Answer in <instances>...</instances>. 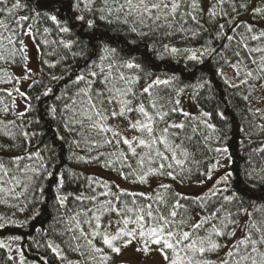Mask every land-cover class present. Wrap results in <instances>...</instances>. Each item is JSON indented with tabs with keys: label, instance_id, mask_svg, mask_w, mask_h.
Masks as SVG:
<instances>
[{
	"label": "snow or ice",
	"instance_id": "1",
	"mask_svg": "<svg viewBox=\"0 0 264 264\" xmlns=\"http://www.w3.org/2000/svg\"><path fill=\"white\" fill-rule=\"evenodd\" d=\"M0 85V264H264V0H0Z\"/></svg>",
	"mask_w": 264,
	"mask_h": 264
},
{
	"label": "trees",
	"instance_id": "2",
	"mask_svg": "<svg viewBox=\"0 0 264 264\" xmlns=\"http://www.w3.org/2000/svg\"><path fill=\"white\" fill-rule=\"evenodd\" d=\"M230 70L231 69H225V71L227 73ZM213 81H214V86L216 87V92L214 94L215 95V99L214 100H209L207 102V106L209 108H211V107H214L215 104L220 103L221 109L227 111V113L229 115V124L231 125V130L228 131V135L231 137V139L229 140V145L234 150V142H235V140L237 139V137L239 135L238 133L235 132L236 125L242 123L245 126V128H247L248 125L246 123V119L247 120H251L252 117L246 112L243 113V114H240L237 107H234V106H227L226 107L225 104L221 101V97L222 96L224 97L225 100H232V105H237L238 104L240 107H243V102L238 97L233 99V97L231 96V93L234 90H232L230 88H226V86L219 80V78H213ZM0 87H10V85H0ZM254 95H258V93H254ZM33 103L36 104L35 101H33ZM38 107H40L42 109L43 105H39ZM256 107H264V105H256ZM256 122L257 123H264V121H260L259 118H257ZM18 123H19V121H18ZM29 130H31V129H29ZM40 130L43 132V135L38 137L36 139L35 143H37V144H42L43 142L51 143L53 137H52V133L48 130V126L42 122ZM13 131L17 132L19 130L18 129H13ZM260 135H261V138H264V134H260ZM256 138H257L256 136H253V139H256ZM253 146H255V145H253ZM58 151H60V149H58ZM66 154H67V149L65 148L63 150V152H62L61 163L67 164V166L69 168H72V169H74L76 171H82L86 175H89V174L93 173V172H90L89 170H87V168L88 167H93V166H96V165L78 164L75 161H70V160L63 159V157ZM46 183H47V181H46ZM46 192H47V189H46ZM7 211H9V210L6 209L4 206L0 205V212H7ZM27 215H28L27 212H25L23 214L17 213V216L19 217L20 220L25 219ZM37 226H39V225H37ZM29 232H31V228H24V229L9 228V229H5V230H0V238H6L7 236L13 235V234H24V233H29ZM29 247H31V245H29ZM26 255L28 257V260L32 261L33 259H35L37 257V252L35 250H33V251H30V252H27ZM39 255H43V249L40 250Z\"/></svg>",
	"mask_w": 264,
	"mask_h": 264
},
{
	"label": "rangeland",
	"instance_id": "3",
	"mask_svg": "<svg viewBox=\"0 0 264 264\" xmlns=\"http://www.w3.org/2000/svg\"><path fill=\"white\" fill-rule=\"evenodd\" d=\"M29 55L30 56L33 55V52L31 50L29 52ZM38 62L39 61L36 60V61H34V64H38ZM228 73H229V75H231V70ZM22 87L26 88L27 86L25 84ZM17 102H18V104H21L22 105V101L18 100ZM87 170H89L90 172H96L98 174H102L105 177H107L109 175L108 170L99 169L98 166L88 167ZM112 176L114 177L115 174L112 173ZM133 255L134 254L131 252V250H127L124 253L123 259H125L126 261H128L130 259V257H132ZM130 264H136V262L135 261H131ZM146 264H159V257L158 256H153L151 259H148L146 261Z\"/></svg>",
	"mask_w": 264,
	"mask_h": 264
}]
</instances>
